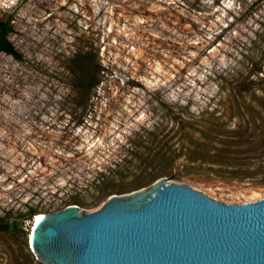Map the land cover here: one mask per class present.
Returning a JSON list of instances; mask_svg holds the SVG:
<instances>
[{
  "label": "rangeland",
  "instance_id": "rangeland-1",
  "mask_svg": "<svg viewBox=\"0 0 264 264\" xmlns=\"http://www.w3.org/2000/svg\"><path fill=\"white\" fill-rule=\"evenodd\" d=\"M0 20L22 55L0 51V264H54L38 214L169 183L264 198V0H0Z\"/></svg>",
  "mask_w": 264,
  "mask_h": 264
},
{
  "label": "water",
  "instance_id": "water-1",
  "mask_svg": "<svg viewBox=\"0 0 264 264\" xmlns=\"http://www.w3.org/2000/svg\"><path fill=\"white\" fill-rule=\"evenodd\" d=\"M72 208L37 225L33 248L54 264H264V198L224 204L183 184Z\"/></svg>",
  "mask_w": 264,
  "mask_h": 264
},
{
  "label": "trees",
  "instance_id": "trees-1",
  "mask_svg": "<svg viewBox=\"0 0 264 264\" xmlns=\"http://www.w3.org/2000/svg\"><path fill=\"white\" fill-rule=\"evenodd\" d=\"M12 32V26L10 22H3L0 20V51L7 53L11 56H13L18 61L22 60V55L19 53V51L15 48V46L8 40V35ZM85 55H79L76 56V62H82L84 61ZM94 72H97L96 69H93ZM89 75V73H88ZM92 75V74H91ZM87 76V74H86ZM82 81V80H81ZM99 80L96 79L94 76L90 83L84 84V82H79L74 84L75 90L78 92H84L91 91L94 88H96L99 85ZM3 229H9L11 228L10 224L8 222L2 223L0 225Z\"/></svg>",
  "mask_w": 264,
  "mask_h": 264
},
{
  "label": "bare ground",
  "instance_id": "bare-ground-1",
  "mask_svg": "<svg viewBox=\"0 0 264 264\" xmlns=\"http://www.w3.org/2000/svg\"><path fill=\"white\" fill-rule=\"evenodd\" d=\"M46 218H47V215L38 214L35 217L34 221L32 222V226H31V229L29 231V243L32 245V248L34 247L33 246V241H34V234H35L36 227H37L38 224H40L41 222L46 220Z\"/></svg>",
  "mask_w": 264,
  "mask_h": 264
}]
</instances>
